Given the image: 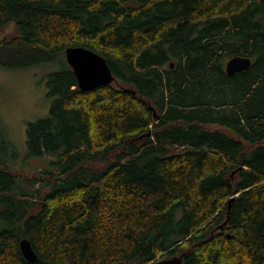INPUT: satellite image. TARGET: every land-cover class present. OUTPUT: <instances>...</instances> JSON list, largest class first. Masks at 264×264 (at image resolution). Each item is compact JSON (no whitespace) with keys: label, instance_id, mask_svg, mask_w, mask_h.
Instances as JSON below:
<instances>
[{"label":"trees","instance_id":"1","mask_svg":"<svg viewBox=\"0 0 264 264\" xmlns=\"http://www.w3.org/2000/svg\"><path fill=\"white\" fill-rule=\"evenodd\" d=\"M10 23L0 67H55L26 125L47 167H9L4 133L0 264H264V0H0ZM67 47L114 80L81 90Z\"/></svg>","mask_w":264,"mask_h":264},{"label":"rangeland","instance_id":"2","mask_svg":"<svg viewBox=\"0 0 264 264\" xmlns=\"http://www.w3.org/2000/svg\"><path fill=\"white\" fill-rule=\"evenodd\" d=\"M17 32L15 25L10 23L0 31V36L11 38ZM54 67L55 64L51 63L25 69L0 67V152L6 148L5 133L12 145V151L6 155L8 166L22 169L26 174H34L47 167V159L24 157L25 138L27 123L48 112L51 99L46 97L42 77Z\"/></svg>","mask_w":264,"mask_h":264},{"label":"water","instance_id":"3","mask_svg":"<svg viewBox=\"0 0 264 264\" xmlns=\"http://www.w3.org/2000/svg\"><path fill=\"white\" fill-rule=\"evenodd\" d=\"M67 64L72 68L77 79V85L81 90H91L97 86L108 84L114 80L111 70L104 57L98 53L84 47H67L64 51ZM252 59L249 56L235 55L230 57L225 63V72L232 75L239 71H244L251 65ZM172 66V63L170 64ZM19 247L23 256L28 260H36L30 242L27 239L19 241ZM180 255L157 259L150 264H182ZM114 264H126L117 262Z\"/></svg>","mask_w":264,"mask_h":264}]
</instances>
